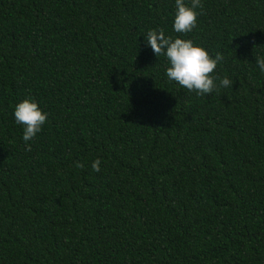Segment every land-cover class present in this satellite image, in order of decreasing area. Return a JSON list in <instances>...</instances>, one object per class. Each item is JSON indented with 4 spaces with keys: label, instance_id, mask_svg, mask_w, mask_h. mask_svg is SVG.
Masks as SVG:
<instances>
[{
    "label": "trees",
    "instance_id": "trees-1",
    "mask_svg": "<svg viewBox=\"0 0 264 264\" xmlns=\"http://www.w3.org/2000/svg\"><path fill=\"white\" fill-rule=\"evenodd\" d=\"M201 3L181 34L175 0H0V264H264V0ZM161 28L233 86L170 81Z\"/></svg>",
    "mask_w": 264,
    "mask_h": 264
},
{
    "label": "clouds",
    "instance_id": "clouds-1",
    "mask_svg": "<svg viewBox=\"0 0 264 264\" xmlns=\"http://www.w3.org/2000/svg\"><path fill=\"white\" fill-rule=\"evenodd\" d=\"M175 6L174 31L181 34L192 32L197 27L200 15L196 9L203 7L201 0H191L190 4H186L185 0H175ZM144 37L146 45L150 46L156 57H166L169 64L166 68L167 78L182 88L195 92L197 96H204L219 91L220 87L233 86V81L229 78L213 75L217 65L224 59L221 53L217 52L213 58L205 48L193 40L166 36L162 28L149 30ZM256 64L260 71L264 72V57L257 58ZM217 79L219 84L216 82ZM14 119L17 125L23 127L26 150L31 151L28 142L34 140L41 132L48 114L39 107L33 97H28L15 106ZM100 164L101 160L96 159L91 165L92 170L100 172ZM75 166L84 168V164L79 161Z\"/></svg>",
    "mask_w": 264,
    "mask_h": 264
}]
</instances>
